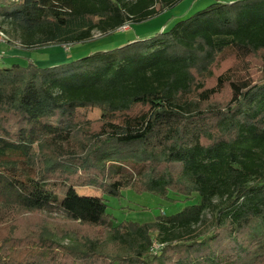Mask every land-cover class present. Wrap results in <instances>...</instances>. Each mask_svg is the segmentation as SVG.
Instances as JSON below:
<instances>
[{
	"label": "trees",
	"instance_id": "1",
	"mask_svg": "<svg viewBox=\"0 0 264 264\" xmlns=\"http://www.w3.org/2000/svg\"><path fill=\"white\" fill-rule=\"evenodd\" d=\"M1 1L10 41L36 52L183 0ZM127 190L200 202L118 223L107 198ZM0 264H264V0L53 67L0 65Z\"/></svg>",
	"mask_w": 264,
	"mask_h": 264
},
{
	"label": "rangeland",
	"instance_id": "2",
	"mask_svg": "<svg viewBox=\"0 0 264 264\" xmlns=\"http://www.w3.org/2000/svg\"><path fill=\"white\" fill-rule=\"evenodd\" d=\"M193 1L194 0H183L175 8L169 10L170 16L176 17V19L170 22L168 29H170L178 20L190 17L195 13L204 10L211 4L217 2V0H201L195 7H192L189 10V7L191 6ZM236 1L238 0H235V2ZM2 3L3 2L0 0V5ZM0 24L4 27L5 32L9 29L8 24L3 22V18L1 17ZM95 36L97 37L96 39L84 44L77 45L78 48H75V50H73V53L80 54L81 57L79 58H82L88 56L92 52H98L97 50H100L101 48H108L109 50H111L120 47H116V42L112 36L101 37V34L98 32H95L94 37ZM8 43H13V47H17L18 49L22 50L20 44L17 41H9ZM51 48H53V50L56 49L54 47ZM42 54L48 55L47 53H45V51H43ZM16 61H18L20 64L26 63L8 55L0 56L1 66L9 67ZM237 75H241V71L238 70ZM81 112L91 120H95L100 117V112L98 110H81ZM78 189L80 190V193H86L87 196L101 195L99 191L91 187H83ZM171 198L175 199L176 201H169L151 193L139 194L133 190H127L123 192L122 197L120 198H107L109 206L108 212L117 219L118 223L137 222L143 224L153 222L158 216L161 215L169 216L177 214L181 212L186 206L198 204L200 202V198L197 195H193V198L189 201H187L183 197H177L175 195H171ZM205 219L209 221L210 215L207 214L205 216ZM54 241L60 245L66 246L77 244L75 236H69L65 238L55 236Z\"/></svg>",
	"mask_w": 264,
	"mask_h": 264
},
{
	"label": "crops",
	"instance_id": "3",
	"mask_svg": "<svg viewBox=\"0 0 264 264\" xmlns=\"http://www.w3.org/2000/svg\"><path fill=\"white\" fill-rule=\"evenodd\" d=\"M200 1L201 0H194L191 6L189 7V10L190 8L195 7ZM234 1L235 0H217V2H221V3H226V2L231 3ZM174 19H176V17L170 16L169 11H166L157 18L145 22L141 25H129L127 29H120L119 31L113 34L101 35V37L112 36L116 42L115 44L117 45L116 47H119L126 45L129 42L142 41L148 39L153 35H155L156 33L163 32L164 30L168 29L170 22L174 21ZM96 38L97 37L95 36L94 39ZM75 48H78L77 45L68 46V47L62 46L54 50L53 48L50 49L47 48L42 51L29 52L18 49L17 47H13L8 43L0 47V53H1L0 56L8 55L20 61L26 62L24 64H20L18 61H16L14 64H20L26 66L28 63L32 62L38 67L47 68V67H53L63 63H67L81 57L80 54L73 53V50H75ZM107 49L108 48H101L100 50L97 51H107ZM43 51H45V53H47L48 55H43L42 54ZM78 192L80 193L79 189ZM81 194H86V193H81Z\"/></svg>",
	"mask_w": 264,
	"mask_h": 264
},
{
	"label": "built area",
	"instance_id": "4",
	"mask_svg": "<svg viewBox=\"0 0 264 264\" xmlns=\"http://www.w3.org/2000/svg\"><path fill=\"white\" fill-rule=\"evenodd\" d=\"M128 27H129V25H126L121 29H127ZM9 41H10L9 36L5 32L4 27L0 24V47L2 45L8 44ZM160 248H161V246L159 244L155 243L151 252L156 255V254H158V251L160 250Z\"/></svg>",
	"mask_w": 264,
	"mask_h": 264
}]
</instances>
